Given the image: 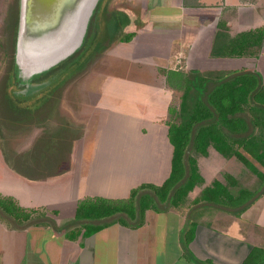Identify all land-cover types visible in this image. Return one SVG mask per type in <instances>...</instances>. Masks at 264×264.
<instances>
[{
	"label": "crops",
	"instance_id": "0c3cea01",
	"mask_svg": "<svg viewBox=\"0 0 264 264\" xmlns=\"http://www.w3.org/2000/svg\"><path fill=\"white\" fill-rule=\"evenodd\" d=\"M104 11L103 25L115 41L104 43V62L96 70L99 117L92 116L88 127L93 140L82 131L70 147L68 169L55 168L34 180L12 170L17 154H8L0 142V195L13 198L23 209L56 215L52 226L24 229L0 220V264H242L254 249L264 253V194L238 217L188 204L164 213L146 211L143 225L135 230L114 224L71 239L62 229L74 217L80 199H124L141 182L159 184L168 177L172 146L165 116L167 97L176 90L165 73L179 71L176 65L181 61L189 69L179 71L184 74L246 69L256 72L264 86V35L255 57L212 56L241 33L262 29L264 34V0H108ZM149 68L156 70L161 85L142 77L151 75ZM143 148L154 156L148 177L136 159ZM213 155L232 159L212 147L200 157ZM125 164L131 169L123 168ZM106 165L116 166L110 177L103 169ZM123 180L134 183L124 185ZM191 224L193 231L186 235Z\"/></svg>",
	"mask_w": 264,
	"mask_h": 264
},
{
	"label": "trees",
	"instance_id": "16d2710c",
	"mask_svg": "<svg viewBox=\"0 0 264 264\" xmlns=\"http://www.w3.org/2000/svg\"><path fill=\"white\" fill-rule=\"evenodd\" d=\"M17 2L15 0L13 6L15 15L11 25L6 28L7 70L0 88V107L9 109L16 116L12 123H16L14 126L18 127L26 122L43 121L50 116V111L55 108L53 100L58 99L57 95L67 85V80L62 78L50 83L46 90H41L34 99L28 101L30 106L22 109L15 105L16 100L12 98L10 90L7 93L9 84L6 81L13 68ZM263 35L262 29L241 33L230 39L216 54L212 53V56L255 57L261 48ZM218 36L217 33L216 38ZM130 38L131 35L127 40ZM225 40L224 36L223 41ZM77 55L78 53L72 55L64 64L35 81L40 82L54 76L60 69L71 64ZM91 56L78 63L73 74L86 66L91 61ZM64 75L69 76V73ZM165 75L168 85L181 93L178 108L168 109L170 118L167 122V137L172 146L168 177L160 185L142 183L132 188L124 199H80L76 204L74 217L62 228L66 230V234H70L71 239H76L81 232L84 237L90 236L114 224L135 230L143 225L146 211L164 213L188 205L189 194L196 187L205 184L199 172L197 158L207 156L209 147L225 159L235 158L241 162L257 180L253 186L245 187L238 179L226 174L225 183L214 180L204 187L200 195L192 201L193 206L211 207L238 217L264 194V174L241 153L243 151L264 168V86L259 75L246 69L203 72L191 70L188 74L168 71ZM16 84L14 81L13 85ZM52 92L54 93L47 98L50 95L48 93ZM65 133L68 132L62 131L57 136V144L51 145L54 149H50L47 144L44 146V142L40 141L35 144L30 157L16 155L11 164L12 170L20 177L31 180L44 177L45 173H50L55 168L65 172L69 166L70 147L73 142L71 134L66 137ZM0 220L19 229L30 225H53L46 211L23 209L13 198L1 195ZM192 231L191 224L185 234H191ZM187 245L188 241H185V251H188ZM263 254L254 249L242 264H264Z\"/></svg>",
	"mask_w": 264,
	"mask_h": 264
},
{
	"label": "rangeland",
	"instance_id": "374dc122",
	"mask_svg": "<svg viewBox=\"0 0 264 264\" xmlns=\"http://www.w3.org/2000/svg\"><path fill=\"white\" fill-rule=\"evenodd\" d=\"M256 1H259V0H256ZM14 4H15V0H0V88H1V84L3 83L5 79L6 70H7L6 54L8 52V49H7L8 46L6 44V38H5V35L7 34L6 28H9V25H11V21L15 15V12L13 9ZM94 18H98V24H99L98 26L101 27V29L99 28L98 30L97 28H93L92 25H90L87 38H86V44H85L86 48L90 47V50H91L90 54L93 53L92 54L93 56H91L92 59L79 72H76L75 74H73V71L77 70V67L81 62L78 65L76 64L77 66L73 69V71L69 73V75L70 74H73V75L69 77L64 75L65 73L69 71L67 69H66L67 72L65 71L64 73H62L61 76L60 74L58 75V80L62 79L64 76H66L65 78H68L66 79L67 85H65L64 89L61 92H59V94L57 95L58 99L53 100V105L55 108H53L50 111L51 112L50 116L48 115V117L45 120L40 121V122H36V123L26 122V123H23L22 125L18 124L19 126L17 127V126H14V124L16 123H12V120H14L16 116H13L9 109L5 110L4 108L0 107V142L2 145L3 144L5 145L4 150L8 154L11 153L12 155H15L16 153L17 155L24 154V155H27V157L31 156V154L34 152L33 149L35 147V144L40 141L44 142L43 143L44 146H46L47 144L48 147L51 149L53 148V146L51 145L55 143L57 144V136H59V134H61L62 131L68 132V133H65L66 137H68L70 133L71 138L72 139L75 138V140L77 139L76 137H78V134L81 133V136L83 135L82 134V131H83L87 134L88 140L89 139L91 141L93 140L94 138L93 134H91L90 136V133L88 132V127L90 125L89 124L90 118H92L93 120L95 115H96V118L99 117L97 115L98 110L95 105L97 104V97L95 95L97 94L96 88H97V84L100 79V74L97 73L96 70L101 68L100 64L104 62L102 59L104 57L103 55H104V49L106 48V44H108V41L113 39L112 32L108 31V29H106L104 25L102 24L101 19L105 21L104 19L106 18L105 11L103 12V9H102V12L99 14V16L98 17L95 16ZM105 42L106 44H104ZM78 56L75 57V60L78 59L77 58ZM241 62H242L240 64L241 66L245 65L247 67L246 62L245 63L244 61H241ZM209 66L211 65H208V67ZM176 67H178L179 71H182V72H187L189 70L188 66L186 67V64L183 61L177 64ZM65 68L66 67L60 69L59 72L63 71ZM147 70L148 72L151 73V75L149 74L148 77L144 75L142 77L147 78V80L150 82L152 80L153 81L152 83L155 86L161 85V84H158V82H156L158 81V79H156V74H155L156 70L154 68H149ZM133 77L135 76L133 75ZM58 80H55L52 82L55 83ZM6 83L9 84V86L7 87V93L9 92V90H11L10 94L12 98L16 100L15 105L18 108L22 109V108H25L26 106H30V103L28 102V100H26V98H28V95H23L22 93L25 86L19 83H17V86L13 85V83H10V76H8ZM32 83L34 82L32 81ZM44 89L46 90L47 87ZM37 91H39V89L33 91L35 92L33 96L38 95L40 91L39 92ZM53 93L54 92L48 93L50 95H48L47 98H49L51 94ZM170 94L171 95L170 96L168 95L167 97V100L170 99L169 108L173 107L177 109L179 102H180L181 93L178 91H173V92L170 91ZM40 105L41 104L39 103L38 106ZM20 117H23V115H20ZM165 118H166V121H169L170 117L169 116L167 117V113H166ZM70 120L73 121L72 124ZM60 121H63V124H60ZM4 122L8 124H4ZM142 129L143 131L146 130L145 128H142ZM81 136H79V138ZM80 139H83V138H80ZM129 148L132 150L131 145L128 147V149ZM143 149H144L143 154L142 153L139 154V157H137L136 159H137V162L141 161L142 163L140 167H143L142 169L143 176L148 177V174H151L152 172L147 173V171H149V168H153V165H150L149 162L153 160L154 156H152V153L149 154L148 150H146L147 148H143ZM12 151H14L15 153H13ZM139 151L140 149H138L137 147L136 153H138ZM241 153L248 162H250L258 171L264 174V168L260 164L254 161L249 155H247L243 151H241ZM86 156H88L87 153H86ZM214 157H216L217 160H215ZM218 160H220L221 162ZM197 163H198V168L200 169L199 172H201L200 174L203 173L205 175V178H206L205 184L202 185L201 187L195 188L193 193L190 195V199L188 200L187 204L193 205L194 203L192 201L200 195L202 189L206 187L207 185H209L213 179H216L222 183H225L224 177L226 174L234 177L235 179H238L245 187L253 186L257 180L254 174H252L247 168H245V166L241 162H239L238 160L234 158L226 161V160H223L220 156L217 157L216 155H213V159L212 157H209L206 160H203L201 159V157H198ZM166 166L167 165H165V167ZM115 167L116 166H113V165H106V166H103V169L105 168V171L109 174V177H110L113 175L115 171L114 169ZM100 168H102V166H98V169ZM123 168L131 169V166L125 164ZM160 172H163V171L161 170ZM122 183H124V185H128L134 182L123 180ZM142 183H151V182H141V184ZM151 184H154V183H151ZM160 184L161 183L159 182V184H154V185H160ZM65 185L66 184L64 183V186ZM210 211L213 212L212 210ZM49 219L51 220L56 219V215L49 213ZM67 220L68 219L65 218V220H62V221H67Z\"/></svg>",
	"mask_w": 264,
	"mask_h": 264
},
{
	"label": "water",
	"instance_id": "95a60500",
	"mask_svg": "<svg viewBox=\"0 0 264 264\" xmlns=\"http://www.w3.org/2000/svg\"><path fill=\"white\" fill-rule=\"evenodd\" d=\"M107 2L108 0H18L10 83L16 81L25 86L22 93L28 95L26 100L34 99V90L41 91L48 87L52 81L58 80L59 74L61 76L66 69L70 73L76 64L84 62L93 54H90V47L86 48L85 45L88 30L90 25L101 29L98 18L94 17H98L102 9L104 12ZM101 20L103 24L104 21ZM76 53L79 54L78 59H74L63 71L32 83L64 64ZM65 77L63 79H67Z\"/></svg>",
	"mask_w": 264,
	"mask_h": 264
},
{
	"label": "flooded vegetation",
	"instance_id": "af4514ba",
	"mask_svg": "<svg viewBox=\"0 0 264 264\" xmlns=\"http://www.w3.org/2000/svg\"><path fill=\"white\" fill-rule=\"evenodd\" d=\"M38 81V80H37ZM33 82H36V81H33ZM16 86H17V84H16Z\"/></svg>",
	"mask_w": 264,
	"mask_h": 264
}]
</instances>
